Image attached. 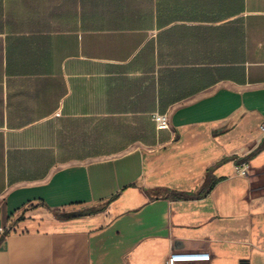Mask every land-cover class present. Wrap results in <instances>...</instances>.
Instances as JSON below:
<instances>
[{
    "label": "crops",
    "instance_id": "1",
    "mask_svg": "<svg viewBox=\"0 0 264 264\" xmlns=\"http://www.w3.org/2000/svg\"><path fill=\"white\" fill-rule=\"evenodd\" d=\"M174 251L264 264V0H0V264Z\"/></svg>",
    "mask_w": 264,
    "mask_h": 264
},
{
    "label": "built area",
    "instance_id": "2",
    "mask_svg": "<svg viewBox=\"0 0 264 264\" xmlns=\"http://www.w3.org/2000/svg\"><path fill=\"white\" fill-rule=\"evenodd\" d=\"M155 127L158 130L169 127V120L166 113L154 112L152 114ZM248 164L245 162L235 164V170L238 174H245ZM210 261L208 252H185L174 251L169 254L165 264H207Z\"/></svg>",
    "mask_w": 264,
    "mask_h": 264
}]
</instances>
